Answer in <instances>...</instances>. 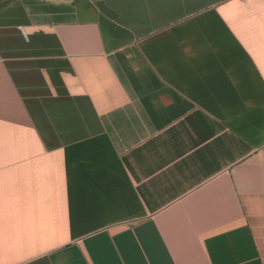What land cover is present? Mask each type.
<instances>
[{
	"label": "crops",
	"instance_id": "0c3cea01",
	"mask_svg": "<svg viewBox=\"0 0 264 264\" xmlns=\"http://www.w3.org/2000/svg\"><path fill=\"white\" fill-rule=\"evenodd\" d=\"M0 264H264V0H0Z\"/></svg>",
	"mask_w": 264,
	"mask_h": 264
}]
</instances>
